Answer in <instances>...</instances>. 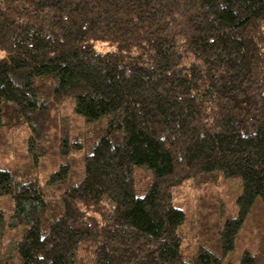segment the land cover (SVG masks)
<instances>
[{
    "label": "trees",
    "instance_id": "16d2710c",
    "mask_svg": "<svg viewBox=\"0 0 264 264\" xmlns=\"http://www.w3.org/2000/svg\"><path fill=\"white\" fill-rule=\"evenodd\" d=\"M0 50V156L29 132L24 164L0 169V226L25 231L0 264H264V0H0ZM187 183L194 215L175 205Z\"/></svg>",
    "mask_w": 264,
    "mask_h": 264
},
{
    "label": "rangeland",
    "instance_id": "374dc122",
    "mask_svg": "<svg viewBox=\"0 0 264 264\" xmlns=\"http://www.w3.org/2000/svg\"><path fill=\"white\" fill-rule=\"evenodd\" d=\"M96 49L98 52L108 53L112 51V47L109 46L106 43H96ZM5 53L0 50V57H4ZM74 104V100H69L67 103V108L64 110L66 112V116L64 117V121L66 123V126L69 130V134L71 136L80 135L81 133H84L86 130V126H84V122L82 119L80 120L75 113H73V109L71 108V105ZM106 119L104 118L105 123ZM29 132L27 128H23L22 131L13 134V137L10 139L15 141L14 146V154L8 155L4 154L3 156H0V169H7L10 171H13L16 166H20L21 164H24L23 162L26 159V147L28 142ZM77 159V157H76ZM78 160V159H77ZM41 167H40V184L47 189L46 181L49 178L51 174H53L55 171H57L60 168V165L62 164V158L59 157H48V159L41 161ZM219 190L215 191V195H217V199L220 200L218 204L222 203V212L217 219L223 218L224 221L232 219L233 217L237 216L238 211V203L237 198L240 196V194L243 191L242 184L239 180L231 179L229 181L222 180ZM183 188L179 189V198L175 201V205L178 208L184 209L189 211L191 213L190 215H194L197 212V194L198 191L194 189V187L190 186L189 183H187ZM64 188V187H63ZM210 190V189H209ZM14 201L11 197H4L0 199V209L3 211V221L9 222L10 217L12 214H14ZM184 226V232L186 236L185 245L187 246L188 243L194 242V249L200 247L202 241L195 242L193 233V221L192 219H188ZM252 224L250 222H247L244 225V228L241 230L239 238L236 243V249L234 251V258L237 259L238 257H241V253L243 250L248 248L250 240L252 239ZM215 231L218 230L215 228ZM24 229L20 228L18 230H11L10 228L6 227L3 228L0 226V258H3L8 255V253H15L13 250V244L14 242H18L21 235L24 233ZM224 264H228L227 260Z\"/></svg>",
    "mask_w": 264,
    "mask_h": 264
}]
</instances>
